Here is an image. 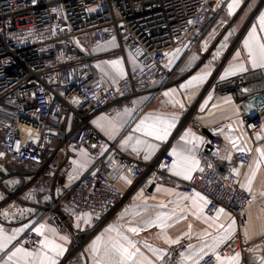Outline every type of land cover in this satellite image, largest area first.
<instances>
[{
    "label": "built area",
    "instance_id": "1",
    "mask_svg": "<svg viewBox=\"0 0 264 264\" xmlns=\"http://www.w3.org/2000/svg\"><path fill=\"white\" fill-rule=\"evenodd\" d=\"M210 2L0 0V211L8 216L28 208L26 217L33 222L16 244L29 250L38 248L42 236L35 226L50 220L73 235L76 244L67 257L71 259L111 215L134 205L138 188L150 194L153 187L166 185L188 196H205L210 201L206 205L209 216L219 208L234 216L239 230L223 247L225 256L245 255L252 253L257 243L264 245V235L248 240L241 233L252 195L241 187L234 168L222 170L218 135L226 129L225 122L207 128L210 138L197 153L200 169L188 181L171 173L174 157L167 148L152 162H144L124 152L118 141L93 124L99 114L115 117L133 110L139 96L151 91L154 99L178 83V66L169 67L174 53L197 34L194 47L225 6L208 17ZM113 39L116 48L94 53V45ZM128 54L138 62L133 69ZM114 57H124L129 70L109 85L95 67ZM154 82L160 85L152 89ZM209 87L219 95H235L248 135L264 128V69L213 79ZM84 150L89 151L93 163L66 189L65 167ZM235 157L245 167L252 153L239 150ZM32 164L55 176L48 203H39L35 177L7 168ZM120 174L130 176L140 187L123 193L118 186ZM68 209L101 217L85 240L78 238ZM197 242L196 236L180 239L165 250L157 264H187L188 245ZM199 264H217L216 254L205 255Z\"/></svg>",
    "mask_w": 264,
    "mask_h": 264
},
{
    "label": "crops",
    "instance_id": "2",
    "mask_svg": "<svg viewBox=\"0 0 264 264\" xmlns=\"http://www.w3.org/2000/svg\"><path fill=\"white\" fill-rule=\"evenodd\" d=\"M233 4L234 0H211L207 8L208 17H212L223 5L225 6L219 17L212 22L194 47L191 46L197 40V34L190 39L187 45L174 53L169 67L178 66L176 79L179 81L176 85L165 88L154 99H152L151 91L139 96L133 110L124 111L115 117L99 114L94 118L93 124L109 139L118 141L119 147L124 152L139 157L144 162H152L165 148L171 154L174 151L178 154H172L174 161L179 160L180 156H188L198 161V167L191 173V177H193L200 169L197 153L210 138L207 128L215 122H225L226 129L218 135V140L221 143L219 153L222 168H234L241 178V184H246L252 172H256L251 185L252 199L247 207V224L241 229V233L248 240H256L264 235V196L261 195L264 192V158H261L260 153L257 152V149L264 150V128L254 136L248 135L236 107L235 95H219L213 87H209L213 79H222L221 77L226 79L245 73L236 72L225 77V71L230 66L242 64L248 71L254 70L248 50L244 46V41L250 39L249 32L253 26H256L257 37L264 40V31H261L259 24V17L264 14V0H247L245 2L238 0L230 13L229 6ZM252 43L255 47V42L252 41ZM117 45V41L113 39L104 44L94 45L93 51L101 53L114 49ZM238 53L239 55H237ZM113 59L118 60L116 57L101 60L95 67L96 72L109 85L120 81L129 70L126 61L122 63L118 60L123 73L122 75L118 74L107 63ZM128 61L132 69L138 65L137 60L131 54H128ZM200 76L204 78L193 81L190 86L181 87L187 85V82L193 77ZM159 85V82H154L152 89ZM156 117L165 122L162 126L172 125L168 128L169 134L165 139L157 140L144 135L143 131H134L145 118H148L147 123H159L155 120ZM138 140L140 143H137ZM148 145H152V147L149 148ZM239 150H247L252 153V159L245 167L239 165L236 160L235 154ZM145 156H148V159H145ZM92 163L93 160L88 150L73 156L65 167V188H70ZM257 163L259 164L258 168ZM7 168L11 172H24L28 178H36L35 185L38 189L39 203H48L51 200L55 176L45 174L40 166L33 164L27 168L14 165H8ZM174 171L176 169L171 168V173L177 178L184 181L189 180L184 179L182 175H175ZM127 180H130L131 183H127ZM118 186L123 193L129 192L135 186L140 187L133 178L126 174L119 175ZM185 196L188 195L166 185L153 187L150 194L145 193L141 187L138 188V192L134 196V205L125 208L130 211L125 212L124 209L111 215L85 243L83 250L71 259H67V257L74 249L76 241L69 231L60 230L50 220L37 223L35 229L44 225L43 234H41L42 242L45 240L55 241L56 244L63 247L62 255L55 257L57 264H97V261L104 256L105 247L111 242L120 241L127 244L123 240V236H127L135 243V248L139 249L137 255L127 264H157L165 250L171 245L167 241L188 236H196L198 242L193 245V250L189 249L185 254L184 262L187 264H196L201 260V256L204 257L210 253L216 254L217 264H260L261 259L264 258V245L261 243H257L252 253L239 255L238 262L233 260L236 255L227 257L223 254V247L239 230L236 219L229 211L224 209L226 214H221L216 220L214 219L216 213L214 216H209L206 213V206L202 200L196 197V206L194 207L192 199L186 200ZM161 205H166V207H160ZM201 206H203L202 213L199 212ZM29 212L27 208L22 212L15 211L11 215L5 216L0 211V236L15 237L0 251V264H39L38 254L42 251L54 255L48 249H44L42 243L33 250L26 249L22 244H16L33 223L26 217ZM68 213L72 227L82 241L94 231L101 220L99 215L88 211L68 209ZM158 214H170L172 218L167 223L171 226L162 230L160 227L145 223L149 219H155ZM221 224L224 225V228L219 227ZM229 224H232L228 231L230 239L220 243L215 250L209 247L199 255L193 254L199 252V248L205 240L211 242L212 237L223 235ZM110 227L119 229L120 234L117 231H109ZM129 227H139L141 230L133 234L128 231ZM186 233L188 235H185ZM205 233L209 235L205 236ZM60 237H67V239L61 240ZM16 248H22L24 252L17 254L9 261L8 257L15 252ZM94 249H99V251H94ZM24 253L33 255L25 256Z\"/></svg>",
    "mask_w": 264,
    "mask_h": 264
},
{
    "label": "snow or ice",
    "instance_id": "3",
    "mask_svg": "<svg viewBox=\"0 0 264 264\" xmlns=\"http://www.w3.org/2000/svg\"><path fill=\"white\" fill-rule=\"evenodd\" d=\"M238 3V0H234V4L229 6V11L231 13V10L233 7L236 6ZM259 24L261 31H264V14H261L259 17ZM250 39H246L244 41V46L247 48L251 66L253 69H264V40H261L256 35V26H253L252 30L249 32ZM252 41L255 42V47L253 46ZM179 49H177V52ZM219 55V53H217ZM239 55V53L237 54ZM109 63L110 67L115 70L118 74L122 75V69L120 67V61H110ZM248 69L244 65H233L230 66L228 70L225 71V77L228 75H233L236 72H246ZM206 75V74H205ZM204 77H193L192 80L187 82V85H182L181 87H187L192 85L193 81L196 80H202ZM222 79L224 77H221ZM167 95V93H165ZM183 106V105H181ZM148 118H145V120H142L139 125L134 129V131H143L144 135L149 137H154L157 140H163L167 137L168 128H170L172 125L167 124V126H162L165 122L161 120V118L156 117L155 120L159 123L153 122V123H147ZM187 135V133H186ZM131 139V137H129ZM137 143H140L138 140ZM235 146V145H234ZM149 148L152 147V145H148ZM257 152L260 153L261 158H264V150L257 149ZM173 155H178L175 151L172 153ZM145 159H148V156H145ZM199 162L188 157V156H180V159L173 162L172 168L176 169L174 171L175 175H182L184 179H191V173L195 170L196 167H198ZM259 167V164L257 163V168ZM256 172L253 171L251 176L248 178L246 184H241V187L244 188L246 191L251 193L252 191V182L255 178ZM127 183H131L130 180H127ZM262 196H264V192L261 193ZM196 197H198L200 200L204 202V205L210 203L205 197L201 196L200 193H194L192 197L185 196L184 199H192L193 206H196ZM160 207H166V205H161ZM130 211L129 209H125V212ZM199 212H203V206L199 207ZM195 214V213H194ZM221 214H226L225 210L223 208H219L216 210V216L214 219L218 220ZM123 218V217H121ZM172 216L170 214H158L155 219H149L146 221V224L154 225L157 227H160L162 230L166 227H170L167 223L168 220H170ZM199 218V216H197ZM132 223L131 221L129 222ZM232 223L234 224L235 221L233 220ZM191 227V226H189ZM220 228H224V225H219ZM232 224L228 225V228L225 229V232L223 235H219L216 237L211 238V242L205 240L204 243L200 246L199 252H194V255H199L200 252H204L205 248H212L215 250L216 247L219 246L220 243L225 242L227 239H230V235L228 234V231L231 229ZM44 228V225H41L39 228H36V232L43 234L42 229ZM141 229L139 227H129L128 231L132 232L133 234H136ZM54 231V230H53ZM109 231H117L119 233V229L116 228H109ZM185 235H188L187 233ZM205 236L209 235L207 233L204 234ZM15 237L14 236H0V251H2L8 243L11 242ZM61 240H66L67 237H60ZM99 240V238H98ZM123 240L127 242V244L121 243L120 241H113L109 245L105 247L104 250V256L97 261V264H127L128 261L133 260V258L137 255L139 249L135 248V243L131 241L127 236H123ZM180 238H176L175 240H169L167 242L171 244L179 243ZM42 247L44 249H48L54 255H49L47 251H42L39 253V264H57V261L55 259L56 256L62 255L64 249L61 245L56 244L55 241H48L45 240L42 242ZM188 248L190 250L194 249V246L189 244ZM94 251H99V249H94ZM24 252L22 248H16L15 252H13L9 257L8 260L11 261L13 257L17 256V254ZM206 254V253H205ZM25 256H32V253H24ZM184 253H181V256H183ZM219 258V257H218ZM200 259H203V256L200 257ZM233 260L238 262L239 260V254L237 253L235 257H233ZM196 264H199V261L196 262ZM260 264H264V258L261 259Z\"/></svg>",
    "mask_w": 264,
    "mask_h": 264
},
{
    "label": "rangeland",
    "instance_id": "4",
    "mask_svg": "<svg viewBox=\"0 0 264 264\" xmlns=\"http://www.w3.org/2000/svg\"><path fill=\"white\" fill-rule=\"evenodd\" d=\"M118 60H120L122 63H124V61H125V58L124 57H116ZM113 61H115L114 59H113Z\"/></svg>",
    "mask_w": 264,
    "mask_h": 264
},
{
    "label": "water",
    "instance_id": "5",
    "mask_svg": "<svg viewBox=\"0 0 264 264\" xmlns=\"http://www.w3.org/2000/svg\"><path fill=\"white\" fill-rule=\"evenodd\" d=\"M222 170H225V168H222Z\"/></svg>",
    "mask_w": 264,
    "mask_h": 264
}]
</instances>
